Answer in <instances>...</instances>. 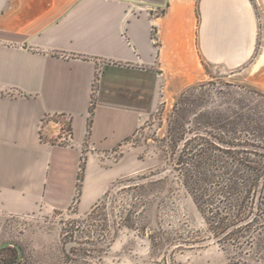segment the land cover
<instances>
[{
  "label": "crops",
  "instance_id": "obj_1",
  "mask_svg": "<svg viewBox=\"0 0 264 264\" xmlns=\"http://www.w3.org/2000/svg\"><path fill=\"white\" fill-rule=\"evenodd\" d=\"M259 24L264 0H0V208H69L84 144L119 145L168 85L203 81L212 65L264 91ZM61 117L72 140L54 144Z\"/></svg>",
  "mask_w": 264,
  "mask_h": 264
},
{
  "label": "rangeland",
  "instance_id": "obj_2",
  "mask_svg": "<svg viewBox=\"0 0 264 264\" xmlns=\"http://www.w3.org/2000/svg\"><path fill=\"white\" fill-rule=\"evenodd\" d=\"M263 33L259 24L260 45ZM211 68L203 81L168 85L163 101L119 145L101 151L84 144L75 198L69 208L43 203L39 210L22 214L0 208V245L8 241L20 245L22 258L16 264H231L222 246L203 240L208 235L205 215L169 170L174 147L170 148L167 138L176 120L189 131L182 136L184 141L196 132H205L204 120L211 117L255 125V132L264 135V91L250 80L252 75L247 73L245 79V73L235 74L221 65ZM99 78L97 74L93 84V104L98 99ZM60 120L67 131L63 117ZM52 141L65 142L59 137ZM161 170L165 174L160 175ZM140 176L148 178L131 186L118 184ZM91 180L97 181L99 191L86 208L82 198ZM152 180L160 182L148 185ZM60 187L57 195L68 196V186ZM106 194L108 220L95 221L89 212ZM141 200L146 211L128 227L119 219V211L127 203ZM259 252L256 246H248L247 256L252 257L247 264H264V247ZM256 253L262 257L260 261L253 258ZM17 257L14 246L0 249V264L12 263Z\"/></svg>",
  "mask_w": 264,
  "mask_h": 264
},
{
  "label": "trees",
  "instance_id": "obj_3",
  "mask_svg": "<svg viewBox=\"0 0 264 264\" xmlns=\"http://www.w3.org/2000/svg\"><path fill=\"white\" fill-rule=\"evenodd\" d=\"M204 123L205 132L184 141L182 136L189 131L180 120L174 121L167 138L170 148L174 147L169 170L205 215L208 235L203 240L222 246L231 264H247L252 257L247 256L248 246H256L258 252L264 247V135L255 132V125L232 123L230 118L211 117ZM164 172L159 171L160 175ZM145 178H126L118 184L131 186ZM107 198L106 194L88 216L106 222L110 214ZM144 204L143 200L127 203L119 219L129 227L132 219L145 213ZM254 256L255 260L262 258L257 253Z\"/></svg>",
  "mask_w": 264,
  "mask_h": 264
},
{
  "label": "water",
  "instance_id": "obj_4",
  "mask_svg": "<svg viewBox=\"0 0 264 264\" xmlns=\"http://www.w3.org/2000/svg\"><path fill=\"white\" fill-rule=\"evenodd\" d=\"M7 246H14V247H16L17 248V250H18V257H17V260L15 261V262H13V263H10V264H16L19 260H21V258H22V249H21V247H20V245L19 244H12L11 242H5V243H3V244H1L0 245V249H2V248H4V247H7Z\"/></svg>",
  "mask_w": 264,
  "mask_h": 264
},
{
  "label": "built area",
  "instance_id": "obj_5",
  "mask_svg": "<svg viewBox=\"0 0 264 264\" xmlns=\"http://www.w3.org/2000/svg\"><path fill=\"white\" fill-rule=\"evenodd\" d=\"M69 131H67V132H62V136H61V140H64V141H70V140H72L71 139V135H70V133H68ZM89 147H90V150H94L96 147L95 146H93V145H89Z\"/></svg>",
  "mask_w": 264,
  "mask_h": 264
}]
</instances>
